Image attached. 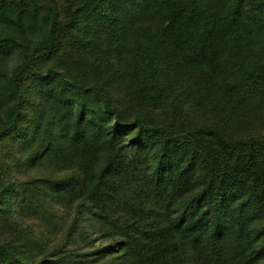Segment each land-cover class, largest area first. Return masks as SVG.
<instances>
[{"label":"trees","instance_id":"obj_1","mask_svg":"<svg viewBox=\"0 0 264 264\" xmlns=\"http://www.w3.org/2000/svg\"><path fill=\"white\" fill-rule=\"evenodd\" d=\"M32 98L75 213L51 246L2 230L0 264H264V0H0V143Z\"/></svg>","mask_w":264,"mask_h":264},{"label":"rangeland","instance_id":"obj_2","mask_svg":"<svg viewBox=\"0 0 264 264\" xmlns=\"http://www.w3.org/2000/svg\"><path fill=\"white\" fill-rule=\"evenodd\" d=\"M32 100L35 102L28 104L22 114L19 131L0 143V181L9 177L24 184V188L15 196L12 217L0 227V232L16 225L27 231L28 238L43 235L44 241L51 246L65 234L64 226L71 223L75 212L71 207L64 208L51 201L48 198L50 188L41 183L57 181L62 175L61 171L57 172V165L49 162V158L41 159L50 140V133L57 135L61 119L54 111L44 110L39 99ZM38 195L47 201L44 202L45 207L55 214L54 217L44 215L43 221L37 205L40 203ZM108 245V241L92 236L90 242L82 244V248L85 252L94 248H106L109 251ZM103 262L115 264L114 256L107 257Z\"/></svg>","mask_w":264,"mask_h":264}]
</instances>
